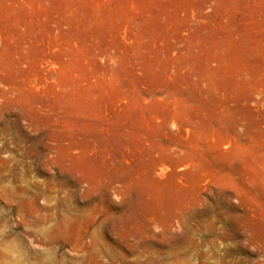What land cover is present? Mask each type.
I'll return each mask as SVG.
<instances>
[{
  "label": "rangeland",
  "instance_id": "rangeland-1",
  "mask_svg": "<svg viewBox=\"0 0 264 264\" xmlns=\"http://www.w3.org/2000/svg\"><path fill=\"white\" fill-rule=\"evenodd\" d=\"M0 214L6 264H264V0H0Z\"/></svg>",
  "mask_w": 264,
  "mask_h": 264
},
{
  "label": "built area",
  "instance_id": "built-area-1",
  "mask_svg": "<svg viewBox=\"0 0 264 264\" xmlns=\"http://www.w3.org/2000/svg\"><path fill=\"white\" fill-rule=\"evenodd\" d=\"M24 229V224L21 217H3L0 214V242L4 243H11L12 240L18 239L22 241L25 239L24 235L22 234V230ZM36 242L41 241L40 237L36 233L35 235ZM34 247H38V243L34 244Z\"/></svg>",
  "mask_w": 264,
  "mask_h": 264
},
{
  "label": "crops",
  "instance_id": "crops-1",
  "mask_svg": "<svg viewBox=\"0 0 264 264\" xmlns=\"http://www.w3.org/2000/svg\"><path fill=\"white\" fill-rule=\"evenodd\" d=\"M9 244L10 243L0 242V264H6V256L4 257L3 252H6L8 250ZM17 244L23 246L22 241H18ZM1 252L3 253L2 255H1Z\"/></svg>",
  "mask_w": 264,
  "mask_h": 264
}]
</instances>
